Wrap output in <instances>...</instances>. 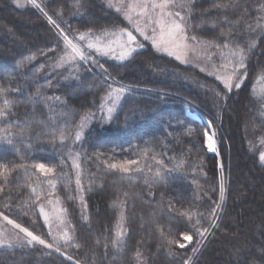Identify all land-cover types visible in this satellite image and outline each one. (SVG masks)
Here are the masks:
<instances>
[{"label": "trees", "instance_id": "trees-1", "mask_svg": "<svg viewBox=\"0 0 264 264\" xmlns=\"http://www.w3.org/2000/svg\"><path fill=\"white\" fill-rule=\"evenodd\" d=\"M219 1L223 7L213 13L236 34L264 13V0ZM40 2L69 35L124 22L98 0ZM194 2L192 10L200 9ZM256 38L245 63L261 74L264 28ZM62 50L59 32L43 11L0 0V212L60 246L16 242L0 248V264H264V161L249 144L257 136L264 146V98L253 84L230 90L151 47L112 63L106 75L79 63L76 75L58 82L50 67ZM115 82L127 92L112 120L91 127L82 140L76 175L64 150ZM187 107L216 129L218 153L207 146V122L189 116ZM220 156L227 158L224 208L195 250L184 237L200 238L217 216ZM41 165L52 170L47 181L68 209L74 229L68 244L50 238L34 202ZM120 206L126 235L117 238Z\"/></svg>", "mask_w": 264, "mask_h": 264}, {"label": "rangeland", "instance_id": "rangeland-1", "mask_svg": "<svg viewBox=\"0 0 264 264\" xmlns=\"http://www.w3.org/2000/svg\"><path fill=\"white\" fill-rule=\"evenodd\" d=\"M98 1L105 7L119 13L124 22L118 27H108L84 33L76 32L69 35L60 24L46 14L40 0H13L19 8H24L27 5H38L37 8L47 15L59 32L63 50L57 55L50 67V72L54 74L58 82H64L76 75L79 63L95 66L94 68L100 73L106 75L110 70L109 65L112 63L122 64L131 59L139 50L151 47L157 53L184 68L190 69L197 75L220 81L230 90L238 88L246 82H251L258 96L264 98V72L261 71V74L252 73V70L245 63L250 53L255 51L256 35L260 29L264 28V13L256 15L250 22H247V26L240 30L239 34H236L231 23L224 17L217 18L213 13L223 7L219 0H198L197 4L200 5V9L196 8L194 11L192 4L196 0ZM164 4L168 6L156 7V5ZM176 24L180 25L182 32L175 29ZM81 37L84 38L81 39ZM81 56L83 59L80 58ZM125 92H127L126 87L116 82L111 84L110 90L102 97L97 112L84 117L74 129L71 138L69 137V144L67 143V149L65 148L64 153L70 156L76 175L79 174V147L82 140L91 127L103 126L112 120ZM187 111L200 115L201 119L207 122L209 126V130L206 132L207 146L209 151L218 153L216 129L198 111L191 110L189 107H187ZM249 144L251 150L257 153L261 159L264 156L262 139L252 136L249 139ZM158 162H160L159 159L155 162L152 161L151 168H156ZM226 162L227 158L220 156L221 195L217 206V216L209 224L204 235H200V238L193 240L190 235H186V237H191L190 241L185 239L186 245L194 244L195 250H198L205 242L216 225L217 219H220L224 208L228 181L224 166ZM133 169L141 168L140 165L139 167L135 165ZM41 175L32 188L35 197L34 202H36L50 238L55 242L68 244L74 239V229L68 209L62 197L55 193L54 186L47 181L50 174L41 172ZM77 203L84 216L86 211L84 193L78 181ZM124 213L123 207L120 206L115 228L117 238L126 235ZM20 229H24V231H20ZM26 232L43 241L49 248H55V243V246L48 243L44 238L33 234L0 212V248L24 240L33 241L31 236L25 234ZM56 247L60 248V246ZM60 252L68 256L65 253L66 250Z\"/></svg>", "mask_w": 264, "mask_h": 264}, {"label": "snow or ice", "instance_id": "snow-or-ice-1", "mask_svg": "<svg viewBox=\"0 0 264 264\" xmlns=\"http://www.w3.org/2000/svg\"><path fill=\"white\" fill-rule=\"evenodd\" d=\"M35 7H38V5H34ZM168 5L167 4H164V5H156V7H167ZM181 19H183V17H181ZM175 29L176 30H178V31H183L181 28H180V25L179 24H176L175 25ZM84 37H81V39H83ZM253 47H254V45H253ZM81 59H83V57L81 56L80 57ZM211 150V149H210ZM261 161H264V156H262L261 157ZM113 167H116L115 165H113ZM37 170L38 171H41L42 173H47V174H51V172H52V170H49V169H45L42 165L41 166H37ZM121 170L123 171V170H126V169H124V168H121ZM137 171H139V169H137ZM4 172L5 173H7V169H5L4 170ZM189 219H191V217H189ZM9 223H11V221H9ZM20 231H24V229H20ZM26 235H28V236H31V239L33 240V241H35L36 243H38V244H43V246L44 247H48V245L47 244H44V242L43 241H40V240H38L35 236H32V234L31 233H25ZM199 235H201V236H203L204 235V233H199ZM119 238V237H118ZM184 239H187V240H191V237H184ZM179 246H181V247H183L184 245H179Z\"/></svg>", "mask_w": 264, "mask_h": 264}, {"label": "water", "instance_id": "water-1", "mask_svg": "<svg viewBox=\"0 0 264 264\" xmlns=\"http://www.w3.org/2000/svg\"><path fill=\"white\" fill-rule=\"evenodd\" d=\"M188 115L191 116L192 118L196 119V120H202L201 118H199L196 114L190 112V111H187ZM210 141H212L210 138H209Z\"/></svg>", "mask_w": 264, "mask_h": 264}, {"label": "bare ground", "instance_id": "bare-ground-1", "mask_svg": "<svg viewBox=\"0 0 264 264\" xmlns=\"http://www.w3.org/2000/svg\"><path fill=\"white\" fill-rule=\"evenodd\" d=\"M195 114H196V113H195ZM196 115H197L199 118H201L200 115H198V114H196ZM212 146H213V145H212Z\"/></svg>", "mask_w": 264, "mask_h": 264}]
</instances>
